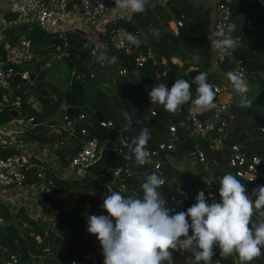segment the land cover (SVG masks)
Returning <instances> with one entry per match:
<instances>
[{
    "label": "trees",
    "instance_id": "obj_1",
    "mask_svg": "<svg viewBox=\"0 0 264 264\" xmlns=\"http://www.w3.org/2000/svg\"><path fill=\"white\" fill-rule=\"evenodd\" d=\"M244 1L234 0L231 6L233 10L230 19L232 20L231 23L238 25L241 22L238 28L235 29V32L242 38L241 45L233 50L232 57L234 60L240 61L248 74L262 73L261 78H247V80L249 83V80L252 79L256 88L259 87L261 92H264V50L261 49L260 43L257 44L259 55L254 54L246 47V39L248 37L255 38L256 35L255 28H250L249 30L246 28L244 20L248 14L243 7V4L245 5ZM235 9L240 10L242 18H235ZM157 12L159 16H162L161 23L157 19ZM3 15H5L3 17H6V19L11 18V14L9 13ZM261 19L255 18L253 20L259 24H264V21H261ZM198 21L201 26L199 31L194 30L191 27L192 25L182 28L181 24L179 29L180 31L184 30V37L181 33L180 37H178L175 21L170 26L169 24L172 21L168 17L165 8L157 5L154 10L146 6L144 13H132L128 21L117 20L107 25L106 28L122 26L132 34H136L135 32H137L136 35L141 39L138 51L144 53L149 50L155 59V63L147 61L135 72L129 70L125 76L115 75L117 79L116 88L110 92L102 88L104 79L102 80L99 69L92 70L94 63L99 62L97 57L100 54L98 52L92 53L93 44L84 32L78 29H70L65 33L64 40V48L68 53L67 57H65V65L69 73L67 87L61 91L55 82L42 79L44 76L46 78L54 69L55 66L52 63H50L51 66L47 70L38 74L33 86H25L17 75L13 76L11 79V91L19 97L21 106L24 105V108L20 106V112L16 116L13 115V111L7 106H0V125L8 123L15 117L20 120L28 118L34 120L38 117L40 121H34L30 124L32 128L27 133V138L30 141L38 143H54L55 146L52 149L53 155L56 157L60 167L67 168L72 156L85 140L94 139L98 144H101L107 137L117 136L125 126L124 117H133L140 109L139 115L134 119V124L128 128L129 138L138 137L140 130L147 128L151 136L148 145L156 146L160 143L173 144L176 153L175 156H172L171 153L164 152L166 161L177 172L174 173L171 168L168 169L165 166L167 180L161 186V192L168 201L167 206H174L173 202L178 199L182 206L179 208V211H186L196 202L193 196L198 191L208 190L219 197L220 179L227 173L235 175L234 168L228 166L227 163L230 148L233 145L241 143L248 155H257L264 162V140L257 137L250 138L236 125L231 130H228L225 137L221 139L223 146L213 149L209 146L211 144L210 140L218 135L215 132H211L207 139H187L186 132L184 131L186 126L185 104L175 113H169L162 105L151 104L148 96V92L152 87L159 83H165L170 89L176 79L189 81L192 84L191 92L196 90V84L193 83V78L196 75L184 73L188 66L186 64H182L181 66L174 65L168 59L169 56H173V52L176 50H185L184 55L192 51L195 52V46L187 43V40H190L196 45H204V60L201 72L207 70L209 53L212 54L211 47H209L206 40V32L210 24L209 10L204 9L200 16H198ZM149 29H159V37L154 36ZM19 34H23L29 44V50L32 55L31 60L26 64L29 67L32 66L31 63L33 66H37L49 60L51 53L54 51V45L59 44L63 46L59 34L45 32L40 28L29 30L23 24L12 26L11 29L6 31L5 37L13 40ZM145 39L147 40L146 43L144 42ZM106 53L117 57L115 63L118 66H129V58L122 53L113 50H109ZM0 54H2L1 51ZM161 57L166 58L165 63H161ZM220 67L222 72L226 73L232 71L233 64L230 60H226ZM162 72H165L164 76H161ZM111 74L113 75L112 72ZM140 83L147 86L145 90L139 89L138 85ZM91 84L92 94L89 98H86L84 90ZM25 89L28 90L23 92ZM29 96L34 97V102L39 105L37 110L32 107L33 102L27 101V97ZM257 100L259 103L261 102L260 94L257 96ZM7 101L8 99L3 102L2 98H0V102L6 103ZM145 103L147 107L143 108ZM232 103V110L239 116H245L251 128H253L256 134H259L255 130L256 127L254 129L256 125L252 117L255 115L261 116L246 106L241 107L235 104V102ZM62 116H66V118L71 120L73 131L68 132L62 129L61 135L49 134L45 127L54 123L52 118L62 119ZM78 116H82V118L79 119ZM199 118L204 123L209 122L211 119L210 111L202 110ZM261 119V126L264 129V118L261 117ZM45 120L46 123H43ZM101 121H109L111 127L100 128L98 122ZM181 121L184 122L183 127L179 126ZM170 126H174L175 131L173 134H170L168 131ZM81 130L85 131L84 135L80 134ZM185 141H188V147L197 144L204 153L205 168L194 158H188L185 161L181 160V155H186L187 152L183 153L184 151L178 150L184 145ZM13 152L14 150L8 151L0 147L1 156H6ZM130 154L131 149L120 145L118 142L115 150H102L99 158L88 165L86 173L78 179L70 180L49 176L52 191L61 193L62 196L71 199L75 203H79L78 206L59 208L54 221L55 232L53 233H45L40 225L21 213L18 218L20 223L12 224L8 209L4 204L0 203V218L4 221L3 230L0 231V248L4 247L10 254H13L17 259V264H59L60 262L64 263L72 256L82 259L90 250L87 246L83 247L81 244L88 243L92 236L87 231V217L85 213L88 215H100L97 209L87 208L82 203L87 201L91 204H103L101 185L107 179L105 171L122 166L124 163L130 166L133 165L132 161L127 160ZM37 169L33 168L25 172V184H33L38 180L39 173H37ZM91 176H100L102 177V181ZM144 177L145 175H139L140 182L128 184L125 188L126 192L117 190L113 185L111 186L112 190L119 191L125 197L132 196L134 193L136 196L142 197L143 194L139 184L143 183ZM237 179L245 184L250 195L253 189L258 186H264V175L257 178L254 182H249L239 177ZM179 187L185 191V196L177 195L176 191ZM37 205L40 208V212L46 216L58 207L56 201L45 193L38 195ZM258 218V215L254 214L253 220H257ZM188 219L190 222V218ZM189 235H191V230ZM261 251L262 254L251 261V264H264V248ZM214 253L216 258L221 260L220 264L232 263V255L219 256L217 252ZM182 257L183 254L177 253L173 255L172 259L178 260ZM86 262L88 264H95L96 261L86 259ZM98 262L96 264H103V260H98Z\"/></svg>",
    "mask_w": 264,
    "mask_h": 264
},
{
    "label": "clouds",
    "instance_id": "obj_2",
    "mask_svg": "<svg viewBox=\"0 0 264 264\" xmlns=\"http://www.w3.org/2000/svg\"><path fill=\"white\" fill-rule=\"evenodd\" d=\"M148 2L114 0L115 6L110 11L114 17L123 13H144ZM149 31L159 37V29ZM125 38L137 47L141 43V39L130 32H125ZM212 45L220 51L235 50L239 47V38H233L230 29L220 28L212 33ZM116 59L115 56L109 59L105 54L97 57L99 62L109 64ZM208 75L204 71L193 78L196 84L194 101L192 84L185 79H176L170 89L165 83L152 87L148 92L151 104L162 105L167 112L175 113L192 101L201 110L210 111L216 91L208 82ZM225 76L233 91L241 96L240 106L250 107L251 102L245 97L248 81L243 73L233 70ZM179 126L183 127L184 122L181 121ZM150 138L149 130L141 129L139 136L130 140L131 154L127 159L134 156L137 165L152 164L146 147ZM164 184L165 180L153 172L146 175L140 185L142 197H125L119 191L109 189L102 204L107 215L85 213L87 231L100 243L103 264H174L173 251L190 252L195 264H212L214 247H219L221 256L238 255L241 264H251L262 254L264 186L253 189L250 195L244 183L227 173L219 181V202L212 196L206 198L201 191L192 206L176 212L167 206L168 201L161 192ZM254 214L258 215L257 220H253Z\"/></svg>",
    "mask_w": 264,
    "mask_h": 264
},
{
    "label": "built area",
    "instance_id": "obj_3",
    "mask_svg": "<svg viewBox=\"0 0 264 264\" xmlns=\"http://www.w3.org/2000/svg\"><path fill=\"white\" fill-rule=\"evenodd\" d=\"M213 19H212V33L224 28L228 31L230 26V19L233 13L231 8L234 0H213ZM258 4L264 10V0H257ZM7 12L11 14V18H2L0 20V92L3 102L8 99L6 103L0 102V106H7L11 111L20 109L21 103L18 96L14 95L11 91V79L17 75L21 83L25 86L31 85L37 78L38 74L47 70L50 67L49 60L44 61L37 66H27L26 64L31 60V53L29 50L28 41L23 34L17 35L13 40L5 37L6 31L11 29L12 26L23 24L26 29L40 28L45 32H52L59 34L63 46L59 44L54 45V51L51 53V58L60 59V57H67L68 53L64 48L65 33L69 30L66 28L65 22L68 11H73L80 18L84 20H94L104 22L111 8H113L114 0H6ZM105 24V23H104ZM175 25L181 26V21L176 20ZM127 31L122 26L111 28H102L97 34V42L92 49L99 50V52L106 53L109 50L120 52L129 58L128 65L135 70H139L147 61L155 63L154 56L151 51L147 50L144 53L138 51V47L131 45L125 38ZM137 34V32H135ZM134 34V35H136ZM232 35V34H231ZM233 38H239V45L242 43V38L238 35H232ZM139 38V37H138ZM213 53V59L217 64H223L226 60H230L233 64L232 71L242 72L245 78H261L262 73L256 72L255 74H248L247 70L242 67L239 60H234L232 57V50L220 51L213 47L212 41L210 44ZM15 68L14 70L12 68ZM34 67V68H32ZM127 70L124 67L118 71V75L124 76ZM165 72L161 73L164 76ZM82 78V76H81ZM25 89L23 92L27 91ZM218 96L219 90H216ZM261 99L264 102V92H261ZM226 104L219 103L214 100V106L210 110L211 119L209 122H202L196 112L191 106H185L186 132L188 139H207L211 132L221 134L224 132L228 125V115L226 114ZM79 119L82 116H78ZM230 119V117H229ZM25 124L29 125L32 118L23 120ZM62 128L68 132L73 131L71 120L62 116ZM100 128H110L109 121L98 122ZM170 134H173L174 126L168 128ZM259 131L263 132V128L259 127ZM80 134L84 135L85 131L81 130ZM210 140V139H208ZM210 141H213L210 140ZM102 144V143H101ZM94 139L85 140L80 148L72 156L68 168L75 167L80 173H84L88 165L95 162L102 151V148ZM173 144H158L155 149L149 150L150 159L152 164L143 166L137 165L135 158L131 159L132 162L139 168L138 172L142 175H148L150 172H155L165 180L163 164L160 161L159 154L161 152L172 151ZM197 162L204 164L205 155L197 147V144L191 146L188 153ZM228 166L234 168L235 176L244 178L249 182H254L257 178L264 174V162L261 157L257 155L248 156L244 151L240 150L237 146L231 147V153L228 158ZM35 164L34 159L28 153H17L14 151L6 156L0 155V189L21 188L26 174L25 172L31 169ZM110 177L113 179H121V175L129 177L131 172L125 167H116L109 172ZM138 173V174H141ZM121 187L122 184L120 185ZM198 191L194 195V199L198 195ZM206 198L212 196L217 202L220 197L211 191H203ZM103 195V194H101ZM196 201V199H195ZM211 203V199L208 200ZM190 256L194 263V257L190 252L185 251ZM221 260L214 257L212 264H220ZM0 264H17V259L13 254H10L6 248H0ZM64 264H88L85 260L79 259L76 256L68 258ZM203 264V262H201ZM229 264H236L235 262Z\"/></svg>",
    "mask_w": 264,
    "mask_h": 264
},
{
    "label": "crops",
    "instance_id": "obj_4",
    "mask_svg": "<svg viewBox=\"0 0 264 264\" xmlns=\"http://www.w3.org/2000/svg\"><path fill=\"white\" fill-rule=\"evenodd\" d=\"M245 5L243 4L244 10L247 11V18H245L244 22L246 23V28L249 30L250 28H255V35L256 37H248L245 42L246 47L252 51L254 54L259 55L260 53L258 52L257 49V44L260 43L262 46L261 49L264 50V24H259L255 22L253 19L255 18H262L261 21H264V10L261 8V6L258 4L257 0H245ZM213 0H149L147 6L154 10L155 6L161 5L165 8L168 17L171 19V23L169 24L170 26L175 20H179L182 23V28H184L187 25H192L191 27L194 28V30L199 31L201 29L200 23L198 21V16L202 13L204 9L209 10V26L207 28L206 32V40L208 42V45L210 47L211 41H212V19H213ZM3 14H8L7 12V4L6 0H0V20L4 18ZM157 14V19L161 23L162 16ZM130 13H123L118 16H113L111 11H109L108 15L106 16L104 22H98L94 20H84L80 18L77 14H75L73 11H68L67 17H66V28L67 29H78L88 37L89 41L92 42L93 47L97 42V34L98 32L106 27L107 25H110L111 23L116 22L117 20H124L128 21L131 18ZM235 18L241 17V13L239 9H235ZM8 16V15H6ZM10 17V15H9ZM254 17V18H252ZM6 18V17H5ZM249 18V19H248ZM232 20H230L231 23ZM105 23V24H104ZM241 22H239L238 25L231 23V34L232 35H238L235 31V29L238 28ZM178 28V27H177ZM181 28V29H182ZM244 29V27H243ZM246 29V31H247ZM68 30V31H69ZM244 31V30H243ZM245 31V33H246ZM181 35L184 37V30L180 31ZM240 36V35H238ZM186 39V38H185ZM187 43L195 46L196 51H192L187 53V55H184L183 53L185 50H176L173 52V56H169V61L177 66H181L182 64H186L188 68H186L185 74L188 73L189 75L195 74L198 75L201 72L202 68V62L204 60V52H203V47L204 45L200 44H195L192 43L190 40H187ZM262 50V51H263ZM99 53V54H105L109 59L113 57L114 55H108L107 53H102L99 52V50H94L93 53ZM233 53V50H232ZM115 54V53H114ZM264 55V53H263ZM161 63L166 62L165 57L160 58ZM50 62V61H49ZM116 62V61H115ZM111 63L109 64L107 61L105 62H95L94 69H99L101 72V77L104 83H107L108 79V74L112 72L114 75H118V72H113L114 69L120 70L121 67L118 66L116 63ZM208 68L206 72H208V82L213 85V88H216V90H219L218 96L216 95L215 100L219 103H225L226 104V114L228 115V125L226 126L225 130L223 133L218 134L216 137L213 138V141H211V144L209 147H212L213 149L221 148L223 146L222 144V138L225 137L226 132L228 130H231L233 126H238L239 128L242 129V131L250 136V138L257 137L258 139L260 138L261 140H264V129L263 132L259 131V127L262 128L261 123L258 126L255 122L254 129L258 131L259 134H256L253 128H251L250 123L247 122L245 116H239L232 110V102H235V104L240 106V100L241 96L237 93H235L231 87L230 82L225 76V73L222 72L221 70V65L222 64H217L214 59H213V53H209V60H208ZM116 64V65H115ZM113 65V66H112ZM51 66V65H50ZM118 67V69L116 68ZM125 68V66H123ZM130 69H126L127 72L131 70V72H135L136 70L133 69L132 65L128 66ZM114 68V69H113ZM199 70V71H197ZM170 71V70H169ZM126 72V73H127ZM126 75V74H125ZM124 75V76H125ZM136 75V74H134ZM120 76V75H119ZM248 81V80H247ZM254 81L252 79L249 80L248 83V91L245 93V97L251 102V106L248 107L254 111H256L261 117L264 118V112H262V107L258 105V100L257 96L260 94L261 98V90L260 88H256L255 84L253 83ZM106 85V84H105ZM224 85V86H223ZM108 85H106L107 87ZM226 86V88H225ZM140 90H145L147 87L145 84L140 83L138 85ZM229 87V88H228ZM217 94V93H216ZM196 98V90L192 92V99L193 101ZM261 103L264 106V102L261 99ZM185 106H191L198 114L202 112V110L196 106L192 101H189L188 103L185 104ZM184 106V107H185ZM34 109H38L37 105L32 106ZM247 107V106H246ZM256 116V115H255ZM253 116V120L254 117ZM230 117V119H229ZM259 117V116H257ZM261 117H259L261 119ZM55 124L47 125L45 128L48 130L49 134L52 135H61V130H62V125H61V118H52ZM255 121V120H254ZM262 122V119H261ZM46 123V120L43 122ZM31 125L25 124V122L17 117L12 118L8 123H4L0 125V147L7 149L8 151L14 150L17 153H28L32 156V158L35 161L34 166L31 168H38L37 173L38 175V180L33 183V184H25L23 183L21 188H10V189H0V203L4 204L6 208L8 209L9 215H10V222L12 224L20 223L19 222V215L24 214L27 216V218L35 221L38 225L41 226V229L46 233V232H55V227H54V221L56 218L57 211L59 208H68L72 206H78L79 203H75L71 199L62 196L61 193L54 192L51 190V185H50V178L49 176H53L56 178H63V179H78L80 178L84 173H86V170L84 173H80L76 170L69 171L68 167L67 168H62L60 167L59 163L57 162L56 157L52 153V149L54 148V143H44V142H34L30 141L27 138V133L31 130L32 127ZM27 129V130H26ZM119 134L117 136H113L112 142H119L120 145L126 146L120 139ZM116 137V139H114ZM188 139V138H187ZM108 140H104L102 142L104 149L102 150H115L116 146L111 145L108 143ZM106 142V144L104 143ZM233 146H237L240 148V150L244 151L247 154V151L243 149V145L236 144ZM198 147V145H197ZM191 150V147H189ZM199 148V147H198ZM200 149V148H199ZM118 151V150H116ZM171 153L172 156H175L176 153L174 149L172 151H168ZM187 152L186 155H181V160L185 161L188 158H192L188 153L189 151H184L183 153ZM230 153H231V148H230ZM248 155V154H247ZM230 156V154H229ZM228 156V158H229ZM250 156V155H248ZM165 158V155H164ZM227 158V161H228ZM195 159V158H194ZM130 160L131 159H127ZM196 160V159H195ZM133 165H128L127 163H124L122 166L118 167H127L129 171L131 172L129 177H126L125 175H121V179H115L111 178L109 175V171L111 169H107L105 171V174L107 175L106 182H103L101 185L102 188V193L101 195L102 198H104L107 194H109V189L112 190V185L117 188V190L126 192V187L128 184H133L139 181V175L142 176L141 172H138L139 168L132 162ZM165 163H168L165 158ZM165 163L163 164V172H164V177H165V182L167 180V173L165 171ZM199 163V162H198ZM202 164V163H199ZM169 165V163H168ZM203 167H206V162L202 164ZM170 166V165H169ZM40 167V168H39ZM171 168V167H170ZM30 170V169H29ZM174 170V169H173ZM28 171V170H27ZM176 172V170H175ZM174 172V173H175ZM141 173V174H138ZM153 173V172H152ZM177 173V172H176ZM151 174V173H150ZM264 175V174H263ZM262 175V176H263ZM176 176H178L176 174ZM92 178H96L98 180L102 181V177H94L91 176ZM129 178H131L129 180ZM178 178H180L178 176ZM129 180V181H128ZM122 184L123 187L120 185ZM142 184V183H141ZM139 184V186L141 185ZM141 190V189H140ZM113 191V190H112ZM177 195L180 196H185V191L181 189L180 187L177 189ZM41 193L48 194L51 196L57 203V209L52 211L49 215H44L42 212H40V208L37 205V198L38 195ZM132 196H136L135 193L132 194ZM194 197V196H193ZM171 204V203H169ZM83 206H86L87 208L90 209H97L100 213V215H107V213L103 210L102 204L101 203H94L91 204L87 201L82 203ZM174 206H168L169 208H174L176 212H179V208H181V202L177 199V201L173 202ZM4 226V221L3 219L0 218V231L3 230ZM89 244V245H88ZM83 247L87 246V248L90 250L84 257H82L83 260L86 261V259H92L93 261L98 262V260H104L103 255H102V249L100 246L99 241L97 238L92 235L91 240L88 243L81 244ZM219 248V247H218ZM214 252H217L214 249ZM183 254L182 258H179L178 260H173L174 263L180 262L181 264H195L193 259L188 256V254L185 251H173L172 252V258L173 255L175 254ZM221 256V255H219ZM77 257V256H76ZM79 258V257H77ZM188 260H191L189 263ZM241 262L240 258L238 255L233 254L231 258V262ZM95 262V264H96ZM183 262V263H182ZM99 263V262H98ZM238 263V264H239ZM59 264H64L63 262H60ZM92 264V263H90Z\"/></svg>",
    "mask_w": 264,
    "mask_h": 264
},
{
    "label": "rangeland",
    "instance_id": "obj_5",
    "mask_svg": "<svg viewBox=\"0 0 264 264\" xmlns=\"http://www.w3.org/2000/svg\"><path fill=\"white\" fill-rule=\"evenodd\" d=\"M49 61H50L49 63H52L55 67L49 73V75L46 76V78L44 76L42 79L43 80H50L52 82H55L59 86V88L61 89V91H62V90H64L67 87V82H68V78H69V73H68L67 67L65 65L66 64V58L65 57H60V59L50 58ZM116 68L118 69V67H116ZM114 71L116 73L118 72V70H116V69ZM99 74H101V72ZM111 75L112 74L110 72L108 74V76L110 77ZM109 77H108L107 83L102 82L103 83L102 88L104 90L110 92V91H113L116 88V84H117L116 81H117V79H116V77H115L114 74L110 78ZM34 83L35 82H33L30 86H33ZM105 84L108 85V86L106 87ZM91 87H92V84L89 87H86L85 90H84V96L86 98H89L90 95L92 94ZM225 88H226V86H225ZM27 101L28 102H33L32 103V106L33 105H37L38 108H39V105L36 102H34V97H31V96L27 97ZM258 105H260L262 107V110L261 111L264 112V106L261 104V102L259 103V101H258ZM55 123L56 122H54L53 124H55ZM61 125L63 126L62 119H61ZM113 136H115V135H113ZM113 136L112 137H107L106 140H108V138H110V140L108 141V143L111 144V145L116 146L117 145V142H114V141L112 142ZM104 143L106 144V142H104ZM100 146L103 147V144H101ZM74 168L75 167H72V168H69L68 170L69 171H72ZM214 249L217 251V254L220 255V249L218 247H214ZM188 262L190 263L191 260H188ZM238 263L239 262L236 261V264H238ZM174 264H180V262H177V263H174Z\"/></svg>",
    "mask_w": 264,
    "mask_h": 264
},
{
    "label": "water",
    "instance_id": "obj_6",
    "mask_svg": "<svg viewBox=\"0 0 264 264\" xmlns=\"http://www.w3.org/2000/svg\"><path fill=\"white\" fill-rule=\"evenodd\" d=\"M176 32H177V35H178V37H180V29L179 28H177L176 29ZM96 64V63H95ZM95 64L92 66V70L94 69V66H95ZM125 68L126 69H130L128 66H125ZM13 70L15 69L14 67L12 68ZM147 107V105H146V103L143 105V108H146ZM21 108H24V105H22L21 106ZM20 108V109H21ZM20 109H18L17 111H13V115H17V114H19V112H20ZM139 113H140V109L136 112V114L133 116V117H124V120H125V126H124V128L122 129V131L120 132V134H119V137H120V139H121V141L129 148V149H131L130 148V138H129V136H128V128L130 127V126H132L133 124H134V119L139 115ZM254 120H255V122H256V124L259 126L260 125V123H261V119L259 118V117H257V116H255L254 117ZM34 121H40V119L37 117V118H35L34 120H32V122H34ZM114 139H116V137H114ZM147 147V149L148 150H153V149H155V146L154 145H147L146 146ZM178 151H190V148L188 147V141H185V143H184V145L182 146V147H180L179 148V150ZM164 153H160V161L162 162V163H165V158H164ZM165 166L168 168V169H170V166L168 165V163H165ZM171 170L173 171V172H175V170H173L172 168H171ZM176 173V172H175ZM131 178H129V180H130ZM128 180V181H129Z\"/></svg>",
    "mask_w": 264,
    "mask_h": 264
}]
</instances>
